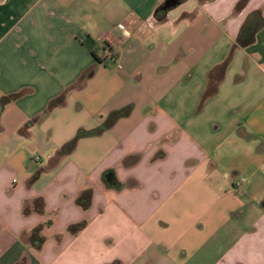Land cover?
Returning <instances> with one entry per match:
<instances>
[{
    "label": "crops",
    "instance_id": "crops-1",
    "mask_svg": "<svg viewBox=\"0 0 264 264\" xmlns=\"http://www.w3.org/2000/svg\"><path fill=\"white\" fill-rule=\"evenodd\" d=\"M166 1L0 0V101L20 95L0 109V264H264V94L236 93L238 117L221 136L201 116L235 51L246 54L242 74L251 60L264 75V0L239 11L240 0H178L158 22ZM104 44L113 59L95 64ZM37 227L38 249L28 241Z\"/></svg>",
    "mask_w": 264,
    "mask_h": 264
},
{
    "label": "trees",
    "instance_id": "trees-1",
    "mask_svg": "<svg viewBox=\"0 0 264 264\" xmlns=\"http://www.w3.org/2000/svg\"><path fill=\"white\" fill-rule=\"evenodd\" d=\"M247 1L248 0H240L235 5V11H239L240 9H242L246 5ZM163 6L164 5L159 7L154 13V19L158 22L163 21L164 13H166V11L169 10V9L163 10ZM186 17H191V16L184 15V16H182V19L186 18ZM248 43H249V40H245V41L241 40V34H240V37L238 38V44L245 46ZM104 51H107V54H108L107 56L104 55ZM92 57L94 59L95 64L109 63L113 59L112 49L107 44H104L101 48L96 49L92 52ZM225 67H226L225 64H223L222 66L216 67L214 69V71H212V73L209 74L208 85H207V88H206L204 95H203L204 100L212 97L216 93L220 79L218 80L214 76L218 71L223 72ZM92 70H93L92 68L88 69L74 87L75 88H81V86L87 80V78L91 76ZM19 96H20L19 94H15V95L3 97L2 100L0 101V109L4 108L6 105H8L9 103H11L15 99H17ZM64 99H65V92L62 93L58 98L52 100L48 104L46 111L44 112V116L47 115L48 113H50L51 111H53L54 109H56L58 107H62L64 105ZM130 109H131V107H127L121 111H116V112L111 113L108 116V118L106 119V121L101 125V127H99L98 129H96L94 131L86 132L83 130H78L77 133L75 134V136L73 137V139H71L69 142L64 144L58 150V154L69 155L70 153H72L75 150L77 143L81 139L101 135L104 131L109 129L114 124V122L117 121L119 118L128 115V113L130 112ZM32 123L33 122H29L27 124V126L31 125ZM90 198H91V193L89 191H86V192L80 194V196H78V198L76 199V204L79 207H81L82 209H87L89 207V204H90ZM33 210L36 213H42L43 201L41 199H38L37 201H35L33 203ZM29 211H30V206L28 204H25L24 208H23V213L28 214ZM84 227H85V223L81 222L79 224L69 226L67 231H68V233L75 235L76 233L81 231ZM39 233H40V227H37L30 233V235L28 237V241L36 249H38L44 242V239L39 235ZM111 264H120V263L118 261H115Z\"/></svg>",
    "mask_w": 264,
    "mask_h": 264
},
{
    "label": "rangeland",
    "instance_id": "rangeland-1",
    "mask_svg": "<svg viewBox=\"0 0 264 264\" xmlns=\"http://www.w3.org/2000/svg\"><path fill=\"white\" fill-rule=\"evenodd\" d=\"M228 49L230 53L231 46H229ZM234 53L235 60L233 64L229 65L227 71V78H229V80L223 84L219 96L208 101L209 104L204 106L201 110V116L205 119L204 121H208V123H218L222 128L220 132L213 136L225 134L230 125H232L238 117L237 114H232V110H228V103L236 102V93L245 94V96L249 93L254 94V96L259 94L260 97L264 94V75L254 67L251 60L249 61V68L242 74L241 67L243 61H246V54L243 50H237ZM240 75H244V78L249 79L241 87L234 86L233 82L239 81L236 77ZM203 78H205V76Z\"/></svg>",
    "mask_w": 264,
    "mask_h": 264
},
{
    "label": "water",
    "instance_id": "water-1",
    "mask_svg": "<svg viewBox=\"0 0 264 264\" xmlns=\"http://www.w3.org/2000/svg\"><path fill=\"white\" fill-rule=\"evenodd\" d=\"M178 4V0H167L164 3L163 10L171 9Z\"/></svg>",
    "mask_w": 264,
    "mask_h": 264
},
{
    "label": "built area",
    "instance_id": "built-area-1",
    "mask_svg": "<svg viewBox=\"0 0 264 264\" xmlns=\"http://www.w3.org/2000/svg\"><path fill=\"white\" fill-rule=\"evenodd\" d=\"M104 55H105V56L108 55V54H107V51H104ZM33 162H34V163H38V162H39V158H34V159H33Z\"/></svg>",
    "mask_w": 264,
    "mask_h": 264
}]
</instances>
